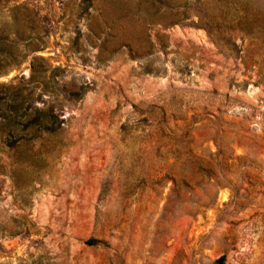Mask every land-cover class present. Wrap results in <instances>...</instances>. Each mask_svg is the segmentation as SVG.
Wrapping results in <instances>:
<instances>
[{
  "label": "rangeland",
  "instance_id": "obj_1",
  "mask_svg": "<svg viewBox=\"0 0 264 264\" xmlns=\"http://www.w3.org/2000/svg\"><path fill=\"white\" fill-rule=\"evenodd\" d=\"M9 6L43 45L0 84L59 68L60 127L0 152V264H264V0Z\"/></svg>",
  "mask_w": 264,
  "mask_h": 264
},
{
  "label": "trees",
  "instance_id": "obj_2",
  "mask_svg": "<svg viewBox=\"0 0 264 264\" xmlns=\"http://www.w3.org/2000/svg\"><path fill=\"white\" fill-rule=\"evenodd\" d=\"M11 0H0V11L6 9L11 22L0 23V73L18 66L28 55L38 51L43 40L33 37L38 34L33 11L23 8L24 15L30 17L19 23V7H10ZM247 6L238 9L241 12L238 27L245 25L243 33H249L252 15ZM38 41V42H36ZM19 44L26 49L24 54L19 50ZM30 76L26 82L15 85L0 84V152H8L19 143L21 152L25 146L43 136L54 135L60 127L58 116L51 107H38L33 103L34 94L27 85L33 84L41 88L42 94L48 92L49 80L59 72V68L51 69L43 58L33 56L30 60Z\"/></svg>",
  "mask_w": 264,
  "mask_h": 264
}]
</instances>
